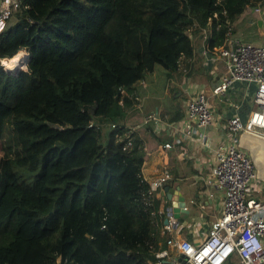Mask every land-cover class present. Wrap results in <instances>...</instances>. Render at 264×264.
Listing matches in <instances>:
<instances>
[{"label":"trees","instance_id":"1","mask_svg":"<svg viewBox=\"0 0 264 264\" xmlns=\"http://www.w3.org/2000/svg\"><path fill=\"white\" fill-rule=\"evenodd\" d=\"M255 1L21 0L0 31V59L27 52L0 64V264H156L159 202L140 139L120 138L128 94L193 54L190 27L222 45Z\"/></svg>","mask_w":264,"mask_h":264},{"label":"crops","instance_id":"2","mask_svg":"<svg viewBox=\"0 0 264 264\" xmlns=\"http://www.w3.org/2000/svg\"><path fill=\"white\" fill-rule=\"evenodd\" d=\"M229 28L235 39L264 45V4L255 1L247 5L230 22ZM211 33L209 26H201L190 34L195 48L193 54L184 57L183 66L179 64L177 71L163 80L165 89L160 93L149 90L153 76H150L147 84V139H141L144 151L142 176L149 183L163 170L170 174V179L148 198L149 202L155 199L159 202L157 211H152L153 229L159 232L157 249L165 247L169 237L200 242L211 222L219 216L223 190L215 183L205 181L214 164V151L226 140L227 118L237 114L242 120H246L250 111L257 107L253 100L255 84L252 82L236 80L223 94L211 93L212 87L225 71L224 58L219 53L221 45L209 46ZM225 43L224 39L222 45ZM207 48L210 52L204 54L203 51ZM170 88H175L174 91L179 95L174 108L169 105L165 96ZM196 90L207 93L214 109L210 125L199 126L186 117L185 101ZM118 103L122 104V99ZM128 105L125 107L126 117L123 122L127 128L130 127ZM159 105L167 109L170 116L158 117ZM153 114L158 118L148 117ZM134 132L137 133L133 130L132 133ZM242 141L257 173L264 176V140L254 134L242 133ZM166 142L171 143V146L164 147ZM180 195L185 199V207L178 218H173L171 229L164 230V225L167 224L166 208L172 202L175 203Z\"/></svg>","mask_w":264,"mask_h":264},{"label":"built area","instance_id":"3","mask_svg":"<svg viewBox=\"0 0 264 264\" xmlns=\"http://www.w3.org/2000/svg\"><path fill=\"white\" fill-rule=\"evenodd\" d=\"M20 3L21 0H0V31L15 16ZM225 42L219 48L225 71L211 93L223 94L236 80L252 82L255 84L253 100L257 107L250 111L246 120L237 114L227 118V141L223 140L214 151V164L205 181L213 182L223 190L219 216L211 222L198 243L186 238H167L166 246L154 251L157 264H179L177 257L181 254L186 262L192 264H232L234 261L236 264H264V176L257 173L242 141V133L254 134L264 140V45L233 38L230 28L225 33ZM209 52L208 48L203 51L204 54ZM24 53L26 61L27 52ZM185 113L188 120L199 126L210 125L214 109L207 93L193 91L185 101ZM148 117L156 118L154 114ZM144 122H147V115L142 118ZM109 126L116 128L117 124L109 122ZM131 130L128 128L120 137L125 138V148L132 144ZM170 146L171 143H164V147ZM169 179L167 170L153 178L149 182L150 195ZM255 181H258L257 185ZM166 216L164 230H170L174 215L167 213ZM57 262L60 264V257Z\"/></svg>","mask_w":264,"mask_h":264},{"label":"rangeland","instance_id":"4","mask_svg":"<svg viewBox=\"0 0 264 264\" xmlns=\"http://www.w3.org/2000/svg\"><path fill=\"white\" fill-rule=\"evenodd\" d=\"M14 20H15V18L11 17L6 22V24H9V23H11V21H14ZM189 31L191 33H193L195 30H193V28L190 27ZM20 54H24V52L22 51V52H20ZM6 60H8V58ZM179 64L181 67L183 66L184 57H181ZM3 66H5V65H3ZM17 66L18 65H16L15 68L20 67L21 69H24L26 67L25 64L24 65L20 64V66H18V67ZM7 68H9V67H7ZM164 70L165 69L161 65H157L153 72L147 73L142 80L138 81L134 93L128 94V96L130 98H132V102L127 107L129 126L132 128V130H135L137 132V133L134 132V134L136 136H138V138L140 139L141 142H142V140L147 139V122L142 123V118L147 115V84L150 81V76H153L152 84H151L149 90L154 92V93L155 92L160 93L163 89H165L163 87V83H164L163 80H166L167 77L165 75ZM174 89L175 88H170L169 90H167V92L165 94L166 98L168 99V103L172 108L175 107V103L177 102V98L179 96L176 94V91H174ZM159 101L160 100H158V102ZM159 108H160L159 109L160 111L158 112L159 113L158 117L160 116L162 118H167L168 116H170V113L167 109L160 107V105H159ZM3 112H4V107L0 106V118L3 114ZM156 117H157V115H156ZM110 130H111V127L109 126V123L104 121L103 125H102V129H101V131H102L101 141L103 143L106 141V138H107ZM257 184H258V181H255V185H257ZM232 264H236V262L234 261Z\"/></svg>","mask_w":264,"mask_h":264},{"label":"water","instance_id":"5","mask_svg":"<svg viewBox=\"0 0 264 264\" xmlns=\"http://www.w3.org/2000/svg\"><path fill=\"white\" fill-rule=\"evenodd\" d=\"M26 63H27V60L25 61V65H26ZM5 68L10 70V71H13V72H16L19 69H21L20 67H18V68H7V67H5ZM170 198H171V196H170ZM184 207H185V199L183 196L180 195L177 198V201L175 203L172 202L171 205L167 206L166 213H172L174 215V217L178 218V216L181 214L180 212L183 211ZM165 222H167V218H166ZM163 261L166 263L170 262L168 259H163ZM177 261H179V264H192L191 262H186L185 257L182 254L177 257Z\"/></svg>","mask_w":264,"mask_h":264},{"label":"bare ground","instance_id":"6","mask_svg":"<svg viewBox=\"0 0 264 264\" xmlns=\"http://www.w3.org/2000/svg\"><path fill=\"white\" fill-rule=\"evenodd\" d=\"M25 55H26V53H24V57L22 58L23 54L17 53L13 57L8 58V60H6L7 58L1 59L0 62H1V64L5 65V67L7 66L9 68H15L16 65L20 66V64L24 61Z\"/></svg>","mask_w":264,"mask_h":264},{"label":"clouds","instance_id":"7","mask_svg":"<svg viewBox=\"0 0 264 264\" xmlns=\"http://www.w3.org/2000/svg\"><path fill=\"white\" fill-rule=\"evenodd\" d=\"M193 27H194V26H193ZM193 27H192V28H193ZM194 28H195V27H194ZM190 34H191V33H190ZM123 126L125 127V125H123ZM125 128H127V127H125ZM127 129H128V128H127ZM131 131H133V130H131ZM130 135H131V133H130Z\"/></svg>","mask_w":264,"mask_h":264}]
</instances>
